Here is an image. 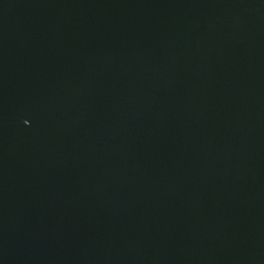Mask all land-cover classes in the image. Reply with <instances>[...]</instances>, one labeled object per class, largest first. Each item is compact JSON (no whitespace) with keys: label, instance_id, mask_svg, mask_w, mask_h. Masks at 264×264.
<instances>
[{"label":"water","instance_id":"95a60500","mask_svg":"<svg viewBox=\"0 0 264 264\" xmlns=\"http://www.w3.org/2000/svg\"><path fill=\"white\" fill-rule=\"evenodd\" d=\"M0 264H264V0H0Z\"/></svg>","mask_w":264,"mask_h":264}]
</instances>
